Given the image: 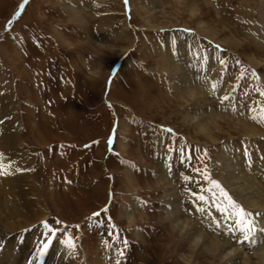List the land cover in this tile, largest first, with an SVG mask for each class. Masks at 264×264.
<instances>
[{"label": "rangeland", "instance_id": "rangeland-1", "mask_svg": "<svg viewBox=\"0 0 264 264\" xmlns=\"http://www.w3.org/2000/svg\"><path fill=\"white\" fill-rule=\"evenodd\" d=\"M23 3L0 0V121L8 129L0 154L25 169L22 185L0 181V264H231L235 253L225 246L243 251V236L214 234L211 217L194 210L189 189L198 185L183 179L191 169L174 157L169 171L164 158L173 140L194 149L197 167L202 151L195 150L207 149L212 178L254 214L255 243L245 242V255L258 256L264 0H29L20 9ZM17 195L25 210L13 214ZM106 205L119 240L107 227L86 226ZM57 219L82 226L68 228L75 257L62 258L60 246L41 262L34 253L42 222Z\"/></svg>", "mask_w": 264, "mask_h": 264}, {"label": "snow or ice", "instance_id": "snow-or-ice-1", "mask_svg": "<svg viewBox=\"0 0 264 264\" xmlns=\"http://www.w3.org/2000/svg\"><path fill=\"white\" fill-rule=\"evenodd\" d=\"M29 0H24V3L19 7L23 9ZM127 2V0H126ZM19 15V12L17 13ZM12 20L8 21V24L11 25ZM184 31H189L185 29ZM217 50H220L219 46H216ZM196 59L198 61H208L207 55H201V53H196ZM239 63V62H237ZM220 64L224 66L226 61L221 59ZM253 76H256V73L253 71ZM215 88V86H213ZM260 95L264 96V92H261ZM223 100H230L229 96L222 97ZM261 107H264L262 105ZM2 123V121H0ZM169 134L172 133V129H162ZM99 141H93V144H98ZM109 143H112V138H109ZM89 147V145H85ZM165 155L164 158L167 160L168 170L172 171L173 168V158L178 157V163L180 165H187L191 171V175H186L183 177L186 183L197 184L198 188L196 191L189 189V194L193 197L192 203L195 205V211L202 213L204 215L210 216L212 223L209 225L214 234H219L220 229H227L229 233L233 236L237 232L241 233L243 239L238 240V243L251 242L255 243L254 233L256 231L255 221L252 219L253 213L247 211L243 206H241L225 189V187L216 179L212 178L211 173L208 171V165L204 162V158L208 157L207 149L195 151H202V157H195L197 160L201 161L200 166H194L192 161L194 159V149L191 147H186L178 145L175 140L171 144H166L165 146ZM171 154V155H169ZM246 162L248 155H250L247 150H245ZM3 154H0L2 157ZM129 167H132L134 170L138 171V168L132 162H127ZM250 166L251 163L249 162ZM25 169H16L11 168V164L8 165L5 169L2 162H0V175H9L13 171H24ZM207 205L208 207H204ZM210 209H215V212L219 214V218L212 216ZM110 212V208L106 205L104 208L93 212L91 217L86 221V226L93 228H104L109 229L108 235L114 236L116 240L120 239L119 232L117 231V226L113 223L110 215H107ZM255 215L259 216L260 213ZM42 227L44 231L40 234V239L37 241L35 257L37 260L43 261V258L46 257L50 249L56 247L57 254L60 252V246L63 247L65 251V257L62 258H73L75 257L77 246L75 243V235H68V228L73 227L74 229H80L82 226L79 224L69 226L65 224L62 220L57 219L55 224H50L47 221L42 222ZM54 241L56 242L54 245ZM125 245L127 241H124ZM123 250H119L118 255L123 256ZM31 264V262H30ZM116 264H120V261L117 260Z\"/></svg>", "mask_w": 264, "mask_h": 264}, {"label": "bare ground", "instance_id": "bare-ground-1", "mask_svg": "<svg viewBox=\"0 0 264 264\" xmlns=\"http://www.w3.org/2000/svg\"><path fill=\"white\" fill-rule=\"evenodd\" d=\"M77 10V9H76ZM77 13H78V11H77ZM20 69V70H19ZM17 70H18V72H17V78L20 80V84L22 85V87L24 88L23 90H24V92H29V88L26 86V84L24 83V81L26 82V80H25V78H24V75H23V72L21 71L22 69L21 68H19V67H17ZM180 71V70H179ZM22 79V80H21ZM22 81V82H21ZM186 89V88H185ZM7 125H4L3 123H0V137H5V138H8V129H7V127H6ZM11 133V132H10ZM1 152H3L2 150H0ZM2 160H3V162H4V164H5V166H7L8 167V165L9 164H11V163H9L8 164V162L9 161H7L6 159H5V154L3 153V157H2ZM2 162V161H1ZM3 164V165H4ZM13 165L11 166V168L14 170V169H16L17 168V166H16V163H12ZM16 167V168H15ZM6 169V168H5ZM22 176H20L19 174H18V171H13L12 172V174H9V175H5V176H3V177H1L0 178V181H2L4 184H7V182H5L4 180H6V179H12V178H14L15 179V181L17 182V181H19L18 182V185H22V182H21V180H20V178H21ZM23 178V177H22ZM15 183V182H14ZM0 186H1V188L2 189H4L5 187L4 186H2L1 184H0ZM262 193V192H261ZM252 195V194H251ZM260 195V194H259ZM12 197H13V193L12 192H7L6 193V200H11L12 199ZM260 197V196H259ZM51 198V197H50ZM250 198V200H252L251 199V197H249ZM252 198H254V195L252 196ZM14 200H16V201H14L13 202V206H14V204L16 203V206H14V208H12L11 209V213H13V214H15V213H17V212H24V210H25V207L23 206L26 202L20 197V196H15V198H14ZM256 201V200H255ZM7 203H8V201H6ZM250 203V202H249ZM51 204V203H50ZM252 205V204H251ZM256 206V205H255ZM0 207H2V206H0ZM17 214H19V213H17ZM187 226V225H186ZM264 238V237H263ZM216 240V239H215ZM209 244V243H208ZM207 244V245H208ZM241 244V243H240ZM219 246V245H218ZM245 246H246V244L244 243L243 244V247H244V250L242 251V250H240L239 248H237V247H233V246H229V247H226L225 246V250H226V248H228L227 250H226V252L228 253V254H231V253H235V257H234V261L231 263V264H239L238 262H241V264H264V246L263 247H261V248H259V249H261V252L259 253V255L258 256H255V255H245V251H246V249L247 248H245ZM212 247V246H211ZM218 249V247L216 246V245H213V251H212V253L214 254V252L216 251ZM55 250H56V248H55ZM211 250H212V248H211ZM54 252V251H53ZM248 252V251H247ZM57 254V253H56ZM48 257V256H47ZM51 257V256H50ZM49 261V260H48ZM54 262V261H53ZM2 263V262H1ZM64 264V263H63Z\"/></svg>", "mask_w": 264, "mask_h": 264}]
</instances>
